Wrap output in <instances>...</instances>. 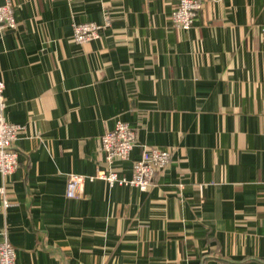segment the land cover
Returning <instances> with one entry per match:
<instances>
[{
  "label": "crops",
  "instance_id": "crops-1",
  "mask_svg": "<svg viewBox=\"0 0 264 264\" xmlns=\"http://www.w3.org/2000/svg\"><path fill=\"white\" fill-rule=\"evenodd\" d=\"M6 2L5 116L24 128L0 240L17 264H264V0H205L189 30L180 0ZM83 22L100 37L76 42ZM118 120L137 141L114 171L131 178L145 145L169 148L168 167L146 191L96 177L67 197L69 173L109 169Z\"/></svg>",
  "mask_w": 264,
  "mask_h": 264
},
{
  "label": "built area",
  "instance_id": "built-area-1",
  "mask_svg": "<svg viewBox=\"0 0 264 264\" xmlns=\"http://www.w3.org/2000/svg\"><path fill=\"white\" fill-rule=\"evenodd\" d=\"M219 2L221 0H212ZM205 0H180L171 14L173 26L182 30H189L203 8ZM17 25L14 7L10 2L0 5V30L15 28ZM103 26L96 22L75 23L73 25V38L78 43L89 42L99 38ZM1 68V63H0ZM5 82L0 79V173L3 176L12 174L19 164V154L13 149L14 142L24 128L23 125L11 123L6 119L7 106L4 96ZM136 129L128 122L118 120L113 130L106 131L101 137V150L104 152L108 170H100L97 175L85 176L71 172L67 176L66 196L80 198L85 191L87 179L94 180L100 177L108 181L111 187L121 184L135 186L146 191L153 185L158 172L165 170L171 160L172 152L169 148L145 145L140 159L134 161L131 178L120 175L111 168L116 160H127L136 145ZM5 192L4 188L1 190ZM9 202L5 199V205ZM0 264H17L16 249L9 239L5 229L1 232Z\"/></svg>",
  "mask_w": 264,
  "mask_h": 264
}]
</instances>
